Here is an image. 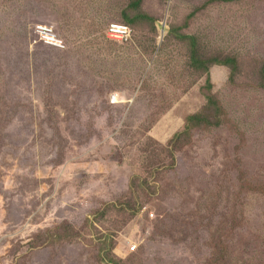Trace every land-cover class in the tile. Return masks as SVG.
I'll list each match as a JSON object with an SVG mask.
<instances>
[{"label":"rangeland","instance_id":"obj_1","mask_svg":"<svg viewBox=\"0 0 264 264\" xmlns=\"http://www.w3.org/2000/svg\"><path fill=\"white\" fill-rule=\"evenodd\" d=\"M0 264H264V0H0Z\"/></svg>","mask_w":264,"mask_h":264},{"label":"built area","instance_id":"obj_2","mask_svg":"<svg viewBox=\"0 0 264 264\" xmlns=\"http://www.w3.org/2000/svg\"><path fill=\"white\" fill-rule=\"evenodd\" d=\"M39 40L53 46L65 48L66 44L63 39L56 33L53 26L39 24L36 27ZM108 34L122 43H128L133 34L129 24L124 22H113L108 28ZM116 97H113L114 101Z\"/></svg>","mask_w":264,"mask_h":264},{"label":"trees","instance_id":"obj_3","mask_svg":"<svg viewBox=\"0 0 264 264\" xmlns=\"http://www.w3.org/2000/svg\"><path fill=\"white\" fill-rule=\"evenodd\" d=\"M192 60L196 64H202V66H206V63L204 61L203 62L200 61V59L198 58L197 53L192 55ZM210 62L212 64H222V65L232 66V68H233L232 69V73L237 70L236 62H234L232 59H225V60L215 59V60H211ZM206 72L208 73V67H206ZM208 81H209V78H208ZM193 121H205V122L209 123V121L206 118L201 117L199 115H193V116H190L188 118V122H193ZM178 135H181V134H178Z\"/></svg>","mask_w":264,"mask_h":264},{"label":"crops","instance_id":"obj_4","mask_svg":"<svg viewBox=\"0 0 264 264\" xmlns=\"http://www.w3.org/2000/svg\"><path fill=\"white\" fill-rule=\"evenodd\" d=\"M50 26H52V25H50ZM54 28V27H53ZM55 30V29H54ZM56 31V30H55ZM57 33V32H56ZM58 34V33H57ZM59 35V34H58ZM60 36V35H59ZM47 45H49V44H47ZM49 46H53V45H49ZM53 47H56V48H59V49H61L60 47H57V46H53Z\"/></svg>","mask_w":264,"mask_h":264},{"label":"bare ground","instance_id":"obj_5","mask_svg":"<svg viewBox=\"0 0 264 264\" xmlns=\"http://www.w3.org/2000/svg\"><path fill=\"white\" fill-rule=\"evenodd\" d=\"M116 99H117V98H116ZM116 102H118V100H117Z\"/></svg>","mask_w":264,"mask_h":264}]
</instances>
